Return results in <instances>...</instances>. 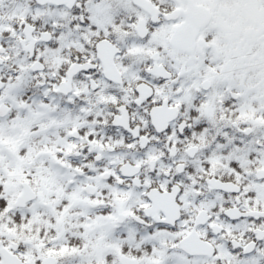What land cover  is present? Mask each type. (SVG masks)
I'll return each mask as SVG.
<instances>
[{
	"label": "snow or ice",
	"instance_id": "1",
	"mask_svg": "<svg viewBox=\"0 0 264 264\" xmlns=\"http://www.w3.org/2000/svg\"><path fill=\"white\" fill-rule=\"evenodd\" d=\"M0 264H264V0H0Z\"/></svg>",
	"mask_w": 264,
	"mask_h": 264
}]
</instances>
